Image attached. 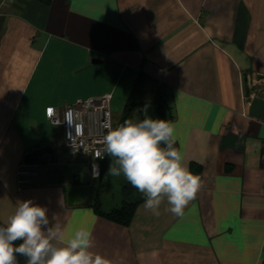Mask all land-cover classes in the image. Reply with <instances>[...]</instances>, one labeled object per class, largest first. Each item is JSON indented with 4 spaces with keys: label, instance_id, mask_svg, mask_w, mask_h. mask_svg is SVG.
<instances>
[{
    "label": "crops",
    "instance_id": "1",
    "mask_svg": "<svg viewBox=\"0 0 264 264\" xmlns=\"http://www.w3.org/2000/svg\"><path fill=\"white\" fill-rule=\"evenodd\" d=\"M141 72L169 93L175 147L201 187L182 217L167 211L166 201L154 216L139 191L122 195L139 201L131 223L122 225L96 211L99 193L103 211L123 202L105 199L92 160L68 153L47 109L60 113L112 93L118 123ZM257 74L264 76V0L4 6L0 221L6 225L18 201L32 200L48 209L50 226L65 240L76 230L91 232V250L112 264H264V121L249 114L247 99L249 84L264 99ZM50 146L61 151L58 164L23 176L27 153Z\"/></svg>",
    "mask_w": 264,
    "mask_h": 264
},
{
    "label": "clouds",
    "instance_id": "2",
    "mask_svg": "<svg viewBox=\"0 0 264 264\" xmlns=\"http://www.w3.org/2000/svg\"><path fill=\"white\" fill-rule=\"evenodd\" d=\"M104 154L111 157L107 174L123 177L145 197L143 207L154 216L166 201L167 211L177 217L196 198L201 179L183 163L175 147L173 128L165 119H126L115 128L106 125ZM102 159L104 155H97ZM93 178L99 177V165H92ZM48 209L32 200L18 201L5 226H0V264H112L94 252L93 237L87 230H76L65 240L55 223L50 226ZM55 219V217H53ZM19 243L17 244L16 242Z\"/></svg>",
    "mask_w": 264,
    "mask_h": 264
},
{
    "label": "built area",
    "instance_id": "3",
    "mask_svg": "<svg viewBox=\"0 0 264 264\" xmlns=\"http://www.w3.org/2000/svg\"><path fill=\"white\" fill-rule=\"evenodd\" d=\"M14 2L15 0H2L0 14L4 6H9ZM247 89L248 100L260 98L250 84ZM112 99V93H106L100 98L76 101L66 106L60 113H57L53 107L47 109V117L55 126L61 127L68 153L72 156H88L92 160L91 166L93 163L99 165V176L101 163L107 159L103 151V137L108 131L106 125L114 128ZM97 155H104V157L100 159L96 157ZM24 171H21L22 175L25 174Z\"/></svg>",
    "mask_w": 264,
    "mask_h": 264
},
{
    "label": "trees",
    "instance_id": "4",
    "mask_svg": "<svg viewBox=\"0 0 264 264\" xmlns=\"http://www.w3.org/2000/svg\"><path fill=\"white\" fill-rule=\"evenodd\" d=\"M152 84L158 83L150 79L144 73H139L135 81V86L130 93L131 96L125 105L126 107L123 111L121 119L118 121V123L114 122V128L119 124H122L126 119L134 118L136 120H142L145 116H148L152 119H165L170 123V121L173 119V116L172 108L169 104V93H167V90L164 86L163 88L166 95L158 91H156V93L153 90L151 91L149 88ZM111 159V157L107 156L106 161L102 163V178L105 175L106 169L108 168V164L111 162ZM136 191L138 190L126 180L122 186V195L125 198H129ZM99 194L97 202L95 203V208L98 213L103 215L105 218L113 220L114 222L122 225H129L131 223L139 201L129 202L126 200L123 201L120 207L114 208L110 210V212H106L103 211V203L100 200ZM140 198L145 197L143 194H141ZM0 226L5 225L0 221ZM16 243L18 244L19 241ZM17 261L18 264H26V259L23 256H17Z\"/></svg>",
    "mask_w": 264,
    "mask_h": 264
},
{
    "label": "water",
    "instance_id": "5",
    "mask_svg": "<svg viewBox=\"0 0 264 264\" xmlns=\"http://www.w3.org/2000/svg\"><path fill=\"white\" fill-rule=\"evenodd\" d=\"M95 63H100L97 59L93 60ZM256 80H264V76L261 74L255 75ZM248 112L254 118H259L264 121V99L263 98H256L252 100ZM51 156V157H50ZM25 171L27 173H37L39 171V166H48L50 164L55 165L58 164L59 160L61 159V151L55 147H45V148H38L32 152L27 153L25 156ZM50 157V159H49ZM55 169L49 170L51 173Z\"/></svg>",
    "mask_w": 264,
    "mask_h": 264
},
{
    "label": "rangeland",
    "instance_id": "6",
    "mask_svg": "<svg viewBox=\"0 0 264 264\" xmlns=\"http://www.w3.org/2000/svg\"><path fill=\"white\" fill-rule=\"evenodd\" d=\"M149 89L151 91L153 90L155 93H156V91H158V92L165 94L164 88L162 86H160L159 84H152ZM120 116H121V113L118 112V115L116 114L115 118L118 119ZM64 154H65L64 157H66L69 160H72V158L69 157L70 155L68 153H64ZM102 163H101V165H102ZM110 163L108 164V168L110 166ZM44 167L45 166H41V168H44ZM108 168L106 169V172H105V175L103 176V178L99 180L98 184L103 185L104 193H105V199L110 200L108 202L116 203L117 200H119L121 203L124 200H126V199H123V201H122V186L125 183L126 179L123 177V175H121L119 177H113L111 175H108L107 174ZM100 177H101V174H100ZM121 205H122V203L119 205V207Z\"/></svg>",
    "mask_w": 264,
    "mask_h": 264
}]
</instances>
